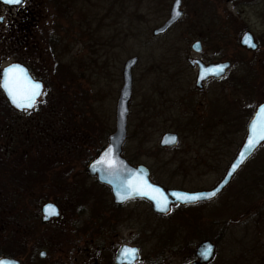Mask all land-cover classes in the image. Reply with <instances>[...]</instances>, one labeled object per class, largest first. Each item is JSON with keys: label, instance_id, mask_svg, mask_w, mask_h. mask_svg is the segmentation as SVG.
Returning <instances> with one entry per match:
<instances>
[{"label": "rangeland", "instance_id": "1", "mask_svg": "<svg viewBox=\"0 0 264 264\" xmlns=\"http://www.w3.org/2000/svg\"><path fill=\"white\" fill-rule=\"evenodd\" d=\"M172 1L88 0V3H85L83 6L82 4H78L73 11V15L66 22L61 17L57 20L52 18L53 12L47 9L46 0H25V7L27 5L32 6L38 2L40 4L38 5L36 14L34 13L36 23L31 29L32 36L28 39V49L19 53L23 58V63H25L31 72L33 71V77L42 83H44V80L47 82L56 80V78H50L46 73L52 70V68L54 70L56 62L61 67L66 68V71L73 73L75 78L73 84L76 85L75 87L73 85L75 93L78 94L81 89L87 95L88 113L86 115L91 119L90 129L93 132L99 131L102 135L107 133L108 136L114 132L115 116L113 115L114 102L112 99L114 98V91L121 85L120 75L123 64L128 59L136 57L138 63L132 70L135 95L133 94L129 104L127 135L123 146V154L126 157L134 155L135 149L138 146L137 144H142L146 152L138 149L136 151L140 153L137 155L144 156L147 154L149 158H142V160L149 162L150 165L154 161H169L171 164L169 168L173 170L174 174V171L181 172L179 169L180 157L178 155V152L181 151L180 147L183 149L185 145L189 146L195 143L197 138L191 136L188 132L186 134L181 133L179 146L172 153L170 151L167 154H161L156 151L161 133L157 134V132H154L148 136L136 134L134 114L139 108L142 109L146 106L147 98H151L148 94L138 95L137 91L141 92V88L147 86L146 83L142 85V82L165 80L163 76L158 75L156 72L153 74L149 68H155V70H157L156 68H162V70H164L163 68L171 67L183 68L182 80L191 81L192 78L189 71L185 69L190 68L186 59L195 57V54L190 50V45L201 37L205 57L220 58L216 56L221 55L222 60L233 59L234 69L231 73H234L235 68L238 66L239 68H257L258 79L260 82L264 80V45L254 53L245 52L238 46L239 37L246 31L254 34L257 40L259 37L262 38L264 36V0H182L181 9L184 12L182 20L165 36L152 37V30L163 24L167 19ZM32 11L33 8H30L31 14ZM16 13L17 9H8L0 5V17H3L0 29L9 30L10 25L7 21L12 20ZM55 21L59 22L58 24L62 25L64 30H69V27H72V29L68 33L59 31L61 37L60 46L56 50L54 48L49 50L46 32L56 27ZM212 22L214 25H212ZM216 33L221 34L219 37H216ZM207 34H211V36L208 35L205 39ZM214 34L215 36H213ZM212 45L215 48L212 49ZM15 62L13 59H4L0 61V69L7 64ZM49 84L51 86L52 83L50 82ZM78 87L80 89H77ZM224 93L228 98L227 107L229 110L226 114L237 113L234 116L238 118L245 117L246 114L244 113L246 111L243 110L244 107L257 105L263 100L259 91L258 94L256 91L248 99L245 98L247 91L242 89L238 91L228 89ZM231 107L236 109L233 110ZM239 110H243V113ZM227 117L230 118V116ZM238 121L231 122L234 126L230 128L229 125L219 127L217 132L222 130V135H217V138L202 135V137L207 138H201L200 145L206 143L207 146L217 147V168L215 163H210L209 156H206L202 159L205 166L201 165V169L197 172H186V179L182 180L176 177L172 182L164 181V183L171 188L181 187L186 190L209 189L213 187L221 178L229 157L235 153L236 146L238 147L242 142V133H236L239 132L236 129ZM241 123L244 126L245 120H242ZM173 125L177 129L178 126L181 128V123L174 122ZM169 126V123H164L154 130L163 131ZM90 129L88 128V133L91 132L89 131ZM83 143H86L85 139L78 141L76 145ZM151 146H154L155 149L149 151ZM94 150L95 148L91 152ZM258 156L264 157V148L261 149ZM82 159L83 157L69 163V168H72L69 176L75 177V170L82 168ZM155 165L157 167L163 166ZM257 170L259 172L260 169ZM245 174L244 177H246ZM237 179L215 201L200 209L190 211L191 218L189 217V220L186 221V223L188 221L191 223L189 229L186 227L184 231L180 230L182 221L178 214L173 215L171 219L160 224L164 223L168 231L176 230L177 232L174 235L180 237L181 240L185 239L188 233L192 234L194 229L200 230V236L194 234L196 236L194 239L198 241L199 238L204 239L211 236L215 230L213 229L214 225L220 226L227 223L231 228L227 235L226 233L224 234L226 237L220 245L222 249L224 248L228 252L232 249L234 252V257L230 260L229 264H244V232L248 221L250 223L254 221L252 217L253 213L257 212H252L248 217H245L243 212L247 207L250 210L256 208L259 198L264 195V184L256 191V188L252 184L250 186H243V182L247 184L249 181L245 180L246 178L242 179V181ZM42 185V183H39L36 187H41ZM65 185L66 182H64L63 187ZM247 186L250 187L249 192L252 194H248ZM62 191L61 189L57 193L59 194ZM138 209V213L144 216L146 212L145 207L138 206ZM263 211L264 209L260 210L259 213ZM19 215H21V212L18 213L17 225ZM143 216H139V221H146L150 224L158 223L152 216L146 218H143ZM14 223V221H11L8 227L3 228L2 232H4L3 237L5 240H3V244L0 241L1 246L11 241L12 232H9V230L19 228ZM125 227L119 229V237L115 238V241L120 239L129 243L151 241L152 233L146 234L140 229L139 231H135L134 229L128 230L130 228ZM174 227L175 229H172ZM262 238H264V235ZM13 244L14 247L18 246V251H22L19 231ZM32 246L33 242L31 241L27 247L31 248ZM43 250L46 252L45 262H56L55 256L50 252V248L45 247ZM226 251L223 253L224 258L222 260L227 259L229 261L230 257L226 254ZM61 254L66 256L67 250ZM73 257L74 254H72ZM33 260H25V262L27 264H40V260L37 261L34 258ZM179 261V259H172L169 264H178Z\"/></svg>", "mask_w": 264, "mask_h": 264}, {"label": "flooded vegetation", "instance_id": "2", "mask_svg": "<svg viewBox=\"0 0 264 264\" xmlns=\"http://www.w3.org/2000/svg\"><path fill=\"white\" fill-rule=\"evenodd\" d=\"M25 5L26 3L24 1L22 7L16 8L17 13L15 14V17H18L19 19V29L22 33V39L25 41V46H28V39L32 36L31 29L36 23V20L34 17L30 16L32 15L30 12L31 5H27L26 7ZM15 17L12 18V20H15ZM9 21L10 20L7 22L9 23ZM212 25H214L213 22ZM220 34L221 33H216V37H219ZM208 35L211 36V34H207L205 39ZM252 35L254 37V42L257 45V51L264 45V36L262 38L259 37L257 40L254 34ZM213 36H215V34ZM196 43L199 47H195V50H193L192 46ZM203 48L202 37L193 41L190 45V50L195 54V57L186 59L190 68L185 69L189 71L192 78L191 81L182 80L183 68L178 69L171 67L163 68L164 70H162V68H156L157 70H155V68H149L153 74L156 72L158 75L163 76V79L165 80L142 82V85L146 83L147 86L142 87L141 92L137 91L138 95L148 94L151 98H147L146 106L142 109L139 108L134 114L136 134H140V136H148L152 135L154 132H157V134L161 133L156 146V151L161 154H167L170 151L172 153L179 146V137L181 136V133L186 134V132H188L191 136L197 138L195 143H192L189 146L185 145L183 149L180 147L181 151L178 152V155L180 157L179 169L181 172L174 171L173 174V170L169 168L171 165L169 161H154V163L150 165L149 162L142 160V158H148L147 154L144 156L137 155L140 153L136 151L138 149L146 152L144 150V145L142 144H137L138 146L137 149H135L134 155L130 157H126L123 154L124 144L122 146L121 157L126 163L132 168L138 166L145 167L148 171L150 183L160 186L165 190H181L188 193L213 190L222 181L227 170L237 157L247 136L248 123L253 118L257 108L264 103V80L260 82L258 79L257 68H239L238 66L235 68V72L231 73L234 69L232 62L233 59L222 60L221 55L216 56L220 58L205 57ZM213 48H215V46L212 45V49ZM239 48L245 52H250L242 49L240 46ZM195 61H198L199 63H194ZM223 62H228L230 64L223 76L220 78L209 76L206 79H199L202 68L201 66L207 67L215 63ZM132 70L131 98L133 97V94L135 95V90H133L135 88H133L134 80L132 77ZM120 76L121 85L113 93L115 101L114 98L112 99L114 102V116L116 114L119 92L122 87V71ZM191 84H193V86H191ZM145 89L147 90L143 91ZM228 89H234V91L242 89L247 91V95L245 96L247 99L256 91L258 94L259 91V94L263 97L261 99L263 100L257 105L246 108L244 107L243 110L246 111L244 113L246 114V118H238L237 116H234L237 113L226 114L229 109L227 107L228 98L224 91ZM193 107H195V109H193ZM231 108L233 110L236 109L234 107ZM239 111L242 112L241 110ZM225 114L230 116V118ZM242 120H245L244 126L241 123ZM233 121H238L236 129L239 130V132L236 133H242V142L238 147L236 146L235 153L229 157V161L226 163L221 178L213 187L209 189L186 190L181 187L171 188L164 183V181L172 182L176 177L181 178L182 180L186 179V172H197L201 169V165L205 166L202 159L206 156H209L210 163H215L217 168V147L207 146L206 143L200 145L201 138H207L208 136L210 138H217V135H222V130L217 132L219 127L229 125L230 128L231 126H234V124L231 123ZM174 122L181 123V128L178 126L177 129L173 125ZM164 123L170 124L167 128L168 130H154ZM165 134L176 135L178 139L177 144L172 147L161 148L159 142L161 137ZM202 135L207 137H202ZM108 137L106 142L102 140L104 142L102 149L97 154H94V150L91 153L92 156L86 162L83 161L82 168L75 170V177L69 176L71 171L68 173L67 177L64 179L66 185L64 187L63 184L60 185V190H63L61 193H57L58 182H55L51 186L49 192L47 190L50 189V187H38V189L44 191V195L47 197L46 200L35 203L36 206H33V208H29L25 202L24 209L20 211L21 215H19L18 220V231L20 235V246L22 249L21 254L16 258L5 256L0 258L13 259L19 264H27L25 260L34 261L33 258L37 261L40 260V264H129L126 259L120 258L121 250L124 247H128L138 249V258L133 260L131 264H169L172 259H179L180 261L178 264H191L198 262L196 256L197 247L202 242H209L213 246V257L205 264H229L230 260L234 257V252L232 249L228 252L224 248L222 249V246L220 245L230 231L231 226L229 224L225 223L220 226L214 225V227H216H213L215 230L212 232L211 236L204 239L199 238V240L196 241L194 237L196 238L195 235H201L200 230L194 229L192 234L188 233L186 238L181 240L180 237L174 235V233L177 232L176 230L168 231L166 225L160 223L165 222L168 219H171L173 215L178 214L180 220L183 222V224L182 222L180 224V230L184 231L186 227L189 229L191 223L190 221L186 223V221L189 220L190 211L200 209L215 201V199H217L237 178V180L240 181L246 178L245 180L249 181L247 184L243 182V186H250V184H252L256 188V191H258L259 188H261V185L264 184V157L261 158L258 156L261 149L264 148V143L260 144L253 151V153L233 174L227 186L224 187L213 199L187 205L177 204L170 207V211L167 215H161L154 213L150 203L143 199H127L122 202L119 201L121 203H116L111 193V189L108 186L99 183L95 177L89 175L87 171L89 163L106 148ZM154 149L155 147L151 146L149 151ZM86 150H88V148ZM255 158H257V160H255ZM155 164L163 166L157 167ZM257 169H260L259 172ZM244 174L246 177H244ZM249 186H247V192L248 194H252L249 192ZM242 189L244 191L243 187ZM46 204H52L55 206L58 212L57 217L45 220V217L42 214V207ZM138 206L145 207L146 212L144 213V216L138 213ZM262 209H264V195L259 198L254 210H250L247 207L243 212L245 217L250 216L252 212H257L252 215L254 221L252 223L248 221V225L245 228V247L243 250L244 264H264V238H262L264 235V211L259 213ZM139 216H143V218L152 216L158 221V223L150 224L146 221H139ZM125 226L130 228L128 230L134 229L135 231H139L140 229L146 234L152 233L151 241H135L133 243L122 241L123 239L115 241V238L119 237V229L126 228ZM172 229H175V227ZM225 233L226 235H224ZM31 241L33 242V246L28 248V243ZM45 247L51 249L50 252L55 256L54 258L56 259V262H45L46 255H41V253L46 254L43 250ZM66 250V256L61 254ZM224 251H226V254L230 257L229 261L227 259L222 260V258H224ZM37 252H39L38 255H36ZM72 254H74L73 258Z\"/></svg>", "mask_w": 264, "mask_h": 264}, {"label": "trees", "instance_id": "3", "mask_svg": "<svg viewBox=\"0 0 264 264\" xmlns=\"http://www.w3.org/2000/svg\"><path fill=\"white\" fill-rule=\"evenodd\" d=\"M87 1L46 0L45 3L47 9L53 12L54 20L61 17L68 22L75 7L78 4L83 6ZM39 4L40 2L31 6V17L36 14ZM18 20V17H15V20L9 21V30L0 29V61L13 59L17 63L25 64L19 52L26 51L29 45L25 46ZM55 23L56 27L46 32L49 50H56L60 46L59 31L68 33L72 29L69 27V30H64L59 22ZM46 73L56 80H44L46 95L41 97L35 109L25 115L11 109L0 92L1 244L5 240L3 228L8 227L11 221L18 226V213L24 209L25 202L28 207L32 206L29 208H33L35 203L46 200L44 191L36 186L42 183V186L50 187L47 190L49 192L51 186L59 181L57 191H60V185L64 184V179L72 170L69 163L81 157L86 162L92 156L91 150L95 148L94 154H97L108 137L107 133L102 135L99 131L93 132L90 129L91 119L86 115L87 95L79 87L78 94L75 93L73 73L66 71V68L57 62L54 70L52 68ZM88 128L90 133L87 132ZM83 139L86 143L76 145ZM9 232H12L11 241L6 242L4 246L0 245V257L16 258L21 254L18 246L14 247L13 244L18 235V228H12Z\"/></svg>", "mask_w": 264, "mask_h": 264}, {"label": "water", "instance_id": "4", "mask_svg": "<svg viewBox=\"0 0 264 264\" xmlns=\"http://www.w3.org/2000/svg\"><path fill=\"white\" fill-rule=\"evenodd\" d=\"M23 3H24V0H23ZM23 3L22 4H6V3H3V0H0V5L8 8V9L20 8V7H22ZM181 6H182V0H180L179 6H177L176 0L173 1L167 20L163 24H161L160 26H158V27H156L155 29L152 30V32H151L152 37H159V36H163V35L167 34L170 31V29L182 19L183 11L181 10ZM175 12H179L180 15L176 16ZM246 36L250 37L251 38L250 42L255 44L254 37H253L252 33L247 31V32H244L241 35V37L239 39V46L242 49H245L246 51H250V52L256 51L257 45L255 44L256 45L255 48L249 47L248 43L245 42ZM196 45H197V43L192 46L193 50H195L194 46H196ZM137 63H138V59L136 57H133V58L128 59L123 64V67H122L123 68L122 69V87L120 89L118 100H117V105H116L115 129H114V132L108 137V143H107L106 148L103 149V151L101 153H99L89 163L87 171H88L89 175L92 176V177H95L99 183L104 184V185L108 186L111 189V193H112V195L114 197V201L116 203H118L121 200H119L117 198V196L115 194V191H114L113 185H110L109 183H107V181H108V179H110V177L105 173V171H98L97 170V168H100L101 165H97L96 168L92 167L94 164H96L97 161L103 160V162H104L103 163V167H105V168H107L109 165H113L115 168L119 169V172H120L122 178L126 179L130 183L131 182H136V181H146L148 184L152 185L154 188H159L160 192L163 193V196L166 197V200H161V207H163L164 204H167L168 208L170 209L171 206H174V205H177V204H180V205L192 204V203H183L182 201L178 200L175 195H173L176 192H184V191H181V190H165V189L161 188L160 186L151 184L150 181H149L148 171H147V169L145 167L138 166L136 168H132L121 157L122 146H123V144L125 143V140H126L128 105H129V102L131 100V82H132L131 70L133 68H135ZM14 64L20 65L25 70V72L27 73L28 78H30L33 81L40 82L38 80H35L31 76L28 68L25 65L20 64V63H10V64H7L4 67H2L0 69V82H2L3 78H4L3 77V70L8 68V67H10L11 65H14ZM220 64H226L228 66L230 65L228 62H223V63H215V64H212L210 66L204 67V68H206V69L207 68H211V69H213V71H215L216 70L215 66L220 65ZM201 67H203V66H201ZM228 68L229 67H227L220 76H216V75H214L212 73H209V72L205 71L204 72V77H205L204 79H206L209 76H212V77H215V78H220L221 76H223L225 74V72H226V70ZM200 73H201V71H200ZM43 90H44V86H43ZM0 92L2 93L5 101L7 102L8 106L11 109L15 110L18 113H23V114H26L27 112L31 111V110L22 111V110L16 108L12 104V102L9 99L7 93L5 92V90L2 87H0ZM262 104H264V103H262ZM258 111H259V107L257 108V111L254 114L253 118L248 123L247 136H246V139L244 141L243 146L247 143L248 135L251 134L250 133V122L252 120L256 119V114L258 113ZM256 123H257V130H258L259 127H260V121L258 119H256ZM171 136H175L177 138V136L174 135V134H165V135H163V137H161L160 142H159V146L161 148L175 146L177 144V142H178V139H177V142L174 143V144L173 143H168V144L163 143V141H164V139L166 137H171ZM262 143H264V140H261L258 143L257 147L260 144H262ZM243 146H242L241 150L239 151V153L242 151ZM109 149H111L112 151L109 152L108 151ZM253 151L250 154H247V158L253 153ZM239 153H238L237 157L235 158V160L233 162V163H238L237 169L247 159L246 158V159L243 160L242 163H239V161L241 159L240 156H239ZM237 169L234 172H232L231 166H230L229 169L227 170L224 178L222 179V181L213 190L206 191V192H198V193L212 192L215 189L219 188L220 190L216 193V195H217L218 193L221 192V190L224 187L227 186V184L229 183L231 177L237 171ZM185 193H188V192H185ZM149 195H157V194L149 193ZM214 197H212L211 199H213ZM129 199H143V200L148 201L150 203V205H151V208H152L153 212L156 213V214L167 215L169 213V211H167V212L159 211L157 209L155 201L150 199L149 196L136 195V196H134L132 198H129ZM211 199H201V200L197 201L196 203L203 202V201H209ZM121 202H119V203H121ZM46 205H48V204H46ZM46 205H44V206H46ZM44 206L42 207V214L45 217V213L43 211ZM49 211L51 212L52 210H49ZM55 211L57 212L56 208H55ZM57 216H58L57 214H50V215H48L47 218H45V220L46 219H50L52 217H57ZM206 250H208V251L206 252ZM205 252H206V255H201V253H205ZM196 256L198 258V262L197 263H191V264H205V263H208L213 257V246L209 242H202L197 247ZM0 260L14 261L15 264H19L16 260H13V259L0 258Z\"/></svg>", "mask_w": 264, "mask_h": 264}, {"label": "snow or ice", "instance_id": "5", "mask_svg": "<svg viewBox=\"0 0 264 264\" xmlns=\"http://www.w3.org/2000/svg\"><path fill=\"white\" fill-rule=\"evenodd\" d=\"M3 3L6 4H22L23 0H3ZM180 0H176L177 6H179ZM176 16H179V12H175ZM0 22H3V17H0ZM251 38H245V42L248 43V46L255 48L256 45L250 42ZM194 47H199L198 45ZM194 63H199L195 61ZM229 67L226 64H220L215 66L216 70L213 71L211 68H201V73L199 78L204 79V72L207 71L216 76H220L224 70ZM3 81L0 82V87H2L7 93L12 104L22 110L28 111L33 110L37 107L40 97L46 95L43 91V85L40 82L33 81L28 78L25 70L18 64L11 65L10 67L3 70ZM256 119L260 121V127L257 130ZM256 119L250 122V135L247 137V143L243 146L242 151L239 153L240 161L242 163L244 159L247 158V154H250L258 145L261 140H264V104L259 106V111L256 114ZM177 138L175 136L166 137L163 143H176ZM109 152L112 150L109 149ZM103 160L97 161L92 167L96 168L97 165H101L100 168H97L98 171H105V173L110 177L107 183L113 185L115 194L117 198L121 201L132 198L136 195L149 196L150 199L154 200L159 211H170L167 204H164L161 207V200H166V197L163 196V193L160 192L159 188H154L152 185L148 184L146 181H136L128 182L126 179L122 178L119 169L115 168L113 165H109L107 168L103 167ZM238 167V163H233L231 165V170L234 172ZM231 174V173H230ZM220 189L217 188L212 192L207 193H185V192H176L173 195L183 203H196L201 199H211L216 195ZM149 193H155L157 195H149ZM49 210H52L51 212ZM43 211L45 213V218L50 214H57L55 211V206L48 204L44 206ZM208 250H206L207 252ZM201 253V255H206ZM42 256L46 255L41 253ZM121 259H126L129 264L135 259L138 258V249L124 247L121 250ZM0 264H15L14 261L0 260Z\"/></svg>", "mask_w": 264, "mask_h": 264}]
</instances>
